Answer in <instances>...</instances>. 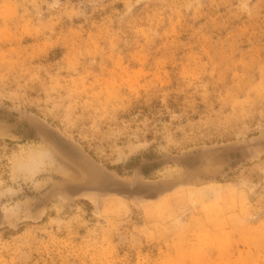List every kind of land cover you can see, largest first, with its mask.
Wrapping results in <instances>:
<instances>
[{
    "label": "rangeland",
    "instance_id": "rangeland-1",
    "mask_svg": "<svg viewBox=\"0 0 264 264\" xmlns=\"http://www.w3.org/2000/svg\"><path fill=\"white\" fill-rule=\"evenodd\" d=\"M0 264H264V0H0Z\"/></svg>",
    "mask_w": 264,
    "mask_h": 264
},
{
    "label": "water",
    "instance_id": "water-1",
    "mask_svg": "<svg viewBox=\"0 0 264 264\" xmlns=\"http://www.w3.org/2000/svg\"><path fill=\"white\" fill-rule=\"evenodd\" d=\"M48 141L65 156L71 158L77 163H81L83 169L87 173L88 179L79 184H69L61 188L59 191L66 197H79L88 195L91 197L101 196H118L137 203H152L156 202L166 194L170 193L176 185H166L160 182H146L134 179L133 181H124L113 174L102 170L94 164L85 154L76 149L71 143L65 140L62 136L53 130L46 131ZM67 148V149H65ZM72 149L70 154L67 150ZM81 158V159H79ZM103 177L105 181L104 189L97 188V183L93 182L95 177ZM112 181L111 182H108Z\"/></svg>",
    "mask_w": 264,
    "mask_h": 264
},
{
    "label": "bare ground",
    "instance_id": "bare-ground-1",
    "mask_svg": "<svg viewBox=\"0 0 264 264\" xmlns=\"http://www.w3.org/2000/svg\"><path fill=\"white\" fill-rule=\"evenodd\" d=\"M65 149H67V148H65ZM46 150V149H45ZM44 150V151H45ZM70 154H72L74 151L72 150V149H70V150H67ZM73 151V152H72ZM46 156L48 155L49 156V154H48V151L46 150ZM79 159H81V158H79ZM42 163V160H40V158H38L37 157V155H32L31 157H30V159L28 160V162L26 163V165L24 166V169H26V170H29L30 172H35L37 169H38V167H39V164H41ZM39 171V170H38ZM31 174V173H30ZM94 179V181L93 182H95V183H97V184H99V185H97V188H99L100 190H103L104 188V184L105 183H103V185H101L99 182H97V180H96V177L95 178H93ZM107 182V181H106ZM108 182H111V183H113L112 181H109L108 180Z\"/></svg>",
    "mask_w": 264,
    "mask_h": 264
}]
</instances>
